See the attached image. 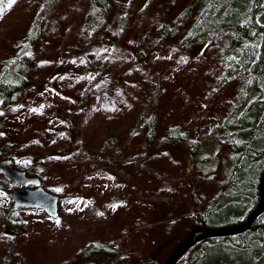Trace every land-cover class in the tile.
<instances>
[{"label":"rangeland","instance_id":"rangeland-1","mask_svg":"<svg viewBox=\"0 0 264 264\" xmlns=\"http://www.w3.org/2000/svg\"><path fill=\"white\" fill-rule=\"evenodd\" d=\"M41 1L0 0V61L21 46ZM190 1L135 0L129 5V0H111L89 41L83 35L89 0H57L45 14L39 36L22 57L26 84L0 113V144L30 137L46 144L58 140L64 155H76L77 161H64L56 166L59 171L46 164L41 186L59 197L58 214L16 209L19 229H0V264L6 235L16 240L6 264H149L161 263L191 230V215L199 209L193 191L206 203L219 178L216 147L202 140L227 112L237 69L226 68L217 47L206 40L185 41L195 13L182 26L175 19ZM163 25L176 28L173 38L160 33ZM222 74L228 81L219 86ZM153 93L156 98L139 132L118 137L121 160L97 155L105 128L130 130L136 107ZM82 94L81 112L76 104ZM172 125L185 128L180 141L186 150L160 144L162 136L179 134ZM68 129L73 139L63 142ZM150 130L155 146L147 142ZM218 147V156L225 158L226 145ZM81 150L89 160L80 158ZM39 163L31 169L38 165L39 170ZM0 185L7 212L14 187L3 173ZM171 223L172 230L167 229ZM96 241L109 253L96 260L77 258L78 251Z\"/></svg>","mask_w":264,"mask_h":264},{"label":"trees","instance_id":"trees-1","mask_svg":"<svg viewBox=\"0 0 264 264\" xmlns=\"http://www.w3.org/2000/svg\"><path fill=\"white\" fill-rule=\"evenodd\" d=\"M129 1L131 5L135 0ZM56 2L57 0L41 1L39 11L25 29L21 46L10 57L0 61V113L25 86L22 57L27 54L31 43L39 36L43 17ZM110 5L111 0H89L88 11L83 18L85 39H92ZM194 13L195 17L185 30V41L190 43L206 40L208 46L217 47L220 62L224 63L226 68L237 69V73L233 76L236 86L227 112L212 127L209 136L202 140L216 147L213 157L218 159L219 178L214 183V192L206 203L198 198L196 190L193 191L195 198L198 199L199 209L192 213L190 220L193 222L192 228L195 226L203 229L226 228L245 223L261 202L260 185L264 173V0H191L177 15L175 24L184 25ZM174 29L169 30L163 25L160 33L173 38ZM143 41L144 46L146 42ZM139 55L141 56L140 53ZM226 81L228 78L222 74L218 78V85ZM85 98V94H82L80 102L76 104L81 112L85 108ZM155 98V93L150 94L147 100H142V105L136 107L134 126L130 130L120 132L111 126L104 127L105 130L101 134L103 136L99 139L95 153L105 156L108 160L114 161L115 158L120 161L123 150L120 148L122 141L119 142L118 137L128 138L139 132L147 121L148 111ZM170 128L172 132L173 129L179 130V134L162 136L160 144L170 148L177 144L186 150L184 143L181 144L180 141L182 135L187 134L185 128L177 125ZM151 134L153 132L150 130L147 142L155 146L156 142L151 140ZM73 136L74 132L68 129L63 142L71 141ZM192 142L199 144L201 140L192 139ZM220 142L227 147L225 158L218 156ZM57 143L58 140L47 144L43 140L37 142L36 138L31 137L18 144L5 142L0 144V155L5 153L12 162L38 175L41 181L48 173L49 166L46 168V164L53 163L54 165H51L53 171H59L56 166H60L64 161H68L70 165L77 161L76 155H64L61 149L64 144L59 143L55 148ZM13 145L15 148L11 147ZM48 147H53L51 153L47 152ZM114 153L119 156H113ZM186 153L190 154L188 151ZM79 155L83 160H89L87 152L81 150ZM38 160L43 162L39 163V170L38 165L34 170L31 169L30 166ZM124 176H128V173ZM5 183L10 187L6 180ZM2 189L3 186L0 185V190ZM16 217L15 210L9 209L5 212L0 202V229L5 227L18 230L21 225ZM173 226L171 223L166 227L172 230ZM8 237L6 235L4 264L16 245L15 238ZM108 250L109 248L100 242H89L76 256L96 260L108 254ZM176 264H264V210L252 220L247 231L231 236L200 239Z\"/></svg>","mask_w":264,"mask_h":264},{"label":"water","instance_id":"water-1","mask_svg":"<svg viewBox=\"0 0 264 264\" xmlns=\"http://www.w3.org/2000/svg\"><path fill=\"white\" fill-rule=\"evenodd\" d=\"M0 173H3L9 180L10 185L14 187L10 192L12 210L22 207L38 208L46 211L52 217L57 216L59 197L44 190L37 176H30L15 168L10 158L0 160ZM260 196V205L250 214L245 223L218 229H203L195 226L174 246L173 250L160 264H176L189 248L200 239L231 236L247 231L252 220L264 210V173L261 178Z\"/></svg>","mask_w":264,"mask_h":264}]
</instances>
